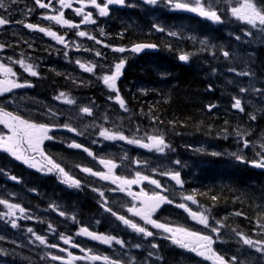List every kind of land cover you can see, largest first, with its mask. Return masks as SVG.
<instances>
[{
    "label": "flooded vegetation",
    "instance_id": "1",
    "mask_svg": "<svg viewBox=\"0 0 264 264\" xmlns=\"http://www.w3.org/2000/svg\"><path fill=\"white\" fill-rule=\"evenodd\" d=\"M4 2L7 6V10L0 9V16L8 18L11 22L7 25L0 26V45H4L3 49L0 50V63H4L13 68L16 76L12 77V79L19 83H26L32 86L16 88L11 92L0 95V109L11 112L13 115H18L30 122L49 125L51 130L48 135H50L52 139L43 141L41 148L46 156L50 157L55 163L60 164L66 172H68L69 168L68 162L71 161L69 156L74 155L76 152L89 156L87 152L83 151V148L76 149L68 147L72 142L79 143L86 147L84 142L85 137L84 134L77 137L74 134H69L63 127H53V121L57 120L63 124L65 120H80L76 110L84 107L86 103L88 105H93V111H95V115L89 119L100 120L98 109L101 92H109L112 94V99L107 100L110 105L112 100L115 99V93L108 89L102 81V77L105 75L101 73L102 68L106 70L105 72L107 74H111L110 69L118 62V59H126L122 75L117 80V88L119 89V93L127 92L131 97H134V95L138 93L148 94L146 99L141 101L132 100V108L135 110L140 109L144 113L143 109L145 111L147 110V107L144 106L154 104L153 98H155L156 94L160 91L159 89L165 88L164 86L169 82V70H173L175 65L181 66V62L178 59L179 54H181L180 37L169 36L166 31H176L182 34V31L185 29L182 25V19H185L186 17L184 16L186 15L182 16L177 10H170L165 4H157L156 6L143 5L139 0H126V4L131 6L110 5L109 14L103 17L99 16L98 9L89 5L84 8V12H91L92 18L96 23L83 24L81 23L83 17L76 15L74 11L75 8L80 7V4L76 3V0H72L73 7L69 9H61L58 0H52V7L48 9L40 8L39 5L35 3V0H16L15 3H12V0H4ZM42 2L48 3V0H42ZM97 2L102 4L104 0H97ZM225 8L226 10L224 12L218 11V14L221 15L222 23L208 21V25L217 27L222 24L221 28L227 30L226 34L224 32H213L211 34L216 38L223 39L224 42H227L228 39L234 41L236 38L235 36L240 37V32L238 30L234 31L232 25H234V23H246L238 20L231 14V7ZM60 10L64 12V19L79 24L80 27L69 28L66 25L57 24L53 20L44 19L45 16L58 15ZM189 17L190 31L191 33H196V21L192 19L196 17L190 15ZM165 18H167L166 21H168L166 27L164 26ZM17 21H23V23H17ZM27 23L56 32L58 35L64 37L65 43L58 42L45 33L39 32L38 29L26 28L24 24ZM153 25L163 27L166 31H157ZM101 29H103V34H101ZM253 30V35L248 36L246 39V42L249 44L252 42L257 43L260 39L257 30ZM78 31H85L88 35L94 36L96 39H88V36L79 37L76 35ZM230 34L232 37H229ZM262 37L264 38V34ZM173 39L176 40V42H174L171 47V41ZM96 40H100L102 43H96ZM138 43L154 44L159 48V51L141 56L134 55L129 51H125L124 53L113 51L115 47L130 49L134 44ZM105 45H110L111 47H105ZM96 52H100L101 55L97 56ZM256 52L257 51L253 54L256 55ZM65 53H67V55H65ZM210 57H212V55H210ZM228 57L233 58L235 54L230 53ZM236 57L238 59L241 55L237 54ZM19 60H24L26 63L32 64L34 70H36L39 75L35 77L31 76L19 63H17ZM77 60L85 65H95L93 73L81 69L76 63ZM165 62L172 63L169 66V70L166 68L168 65H164L165 68L155 67L151 70L152 72L150 71V73H148L147 77L143 68L145 69V67H148L147 65L151 63L158 65V63L163 64ZM221 63L223 65L224 60ZM190 68H194L195 71L197 69L198 73L201 74V80L204 84L208 83L207 80L210 77H208L207 74L209 72H211V77L219 76L217 75L219 68L209 62H196ZM2 78L3 77L0 76V79ZM101 86L105 88L102 89ZM60 92H64L65 95L69 99L74 100L75 103L69 105L62 100L55 99ZM208 99L210 100L211 98ZM70 107L73 108L71 112L69 110ZM49 110L56 113V115H50ZM110 114L113 116L115 112L112 111ZM143 117L145 116H141V118ZM150 121L153 122L152 120ZM1 126L2 132L0 134H10L5 125L1 124ZM80 127H82V125H80ZM260 129L264 130L263 128ZM173 135L174 133L166 131L167 138ZM69 136L73 138V141H69ZM74 138H77V141H75ZM191 145L193 144L182 141L179 145L180 150L183 151ZM89 150L92 153L96 151V149ZM27 155L34 154L28 152ZM139 156L141 157V155ZM36 161L46 163L39 155H36ZM92 161L97 163V166L93 165L91 167L94 172L107 173L106 167L100 163V160L92 158ZM221 162L231 165L228 151L223 152ZM28 169L33 175L35 182L40 187L50 188L52 185L61 184L63 186L64 184L62 183V176L55 171L49 173L46 169L44 171H39L37 168L29 166ZM86 175L91 179V181L87 182L88 188L91 189L92 181L103 183L106 187L113 188V190H115L114 192H119V194L133 200L132 197L127 195V186H125L126 190L121 192L119 191V185L113 184L110 180H103L89 173H86ZM113 175L129 178L134 174H128L127 171L119 165L117 168L113 169ZM77 179L81 184H84L82 178L78 177ZM143 185L144 181L138 185H132L130 190L139 194L141 189L144 191ZM161 192L164 193L163 185L161 188H157V193ZM149 195L152 194L149 193ZM170 205L173 207L174 212L167 214L168 218L166 224L173 228L179 227L180 219H178L175 213V210H180V207H177V200L174 198L173 203ZM94 216L95 215L92 214L88 217ZM162 216L164 215L153 214V219L160 223H164L160 220ZM62 217L64 218L62 224L66 228L63 230V233L68 234L71 231L77 234L78 225L83 215H64ZM112 217L114 219L111 220L108 230L112 232L113 237L124 241L125 246L132 248L130 252H126L123 255L127 260L124 262L121 260V264H142L140 262L136 263L135 261H129L128 258L131 252L141 253L142 258H149L150 264H193V262L189 263L191 259H203L206 260L207 264H211V261H213L211 259H206L207 253L205 256L198 255V249L197 251H192L191 248H181L173 244L172 241L167 238L170 235L169 233H164L160 229H155L151 225H146L140 218L134 222L142 227H146L148 231H152L154 233L152 237H145L143 234L136 233L130 227L117 220L116 217ZM67 219L72 221L71 230H69ZM94 223H96L97 227L101 225V223H97V221ZM113 224L119 226L121 229L120 233H116L117 229ZM125 229L129 237L134 241L124 239ZM88 230L95 232L91 228H88ZM98 233L100 234V232ZM189 240H192V238H189ZM153 243L157 244L159 247L155 249L152 248ZM73 245H78V247H74ZM101 245L108 250L104 253L93 251L94 247ZM136 245H140V247H136ZM53 248L61 254V260H65L66 264V262L71 259L69 253L75 257L99 255L101 257L107 256L109 260H116L114 254L122 247L116 244L115 241H113L110 246L92 240L87 236L77 235L72 242L65 244L62 239L58 247ZM60 249H64L65 251H61ZM81 249H85L86 251H81ZM150 252L153 253V255L150 256ZM221 255L224 256L225 260H228L232 256H237L242 261V264L245 262L244 257L248 256L245 251L242 250L236 254L224 252L221 253ZM143 262L144 264H149L147 261L143 260ZM72 264L102 263H100L99 260L78 259L73 260Z\"/></svg>",
    "mask_w": 264,
    "mask_h": 264
},
{
    "label": "snow or ice",
    "instance_id": "2",
    "mask_svg": "<svg viewBox=\"0 0 264 264\" xmlns=\"http://www.w3.org/2000/svg\"><path fill=\"white\" fill-rule=\"evenodd\" d=\"M16 0H12V3H15ZM165 3L170 10H183L191 13H195L200 17L206 18L214 23H222L221 15L218 14V10L215 9V0H144V3L156 6L158 3ZM35 3L39 5L40 8L48 9L52 7V0H48V3L42 2V0H35ZM58 3L61 9H69L73 7L72 0H58ZM76 3L80 4V7L75 8L74 11L76 15L82 16L83 19L81 23L83 24H95L96 21L92 18L91 12H84V8L94 7L98 9L99 16H107L109 14V6L110 5H120V6H131L126 4V0H104V2L98 3L97 0H76ZM0 9L7 10V6L4 0H0ZM231 14L236 17L238 20L244 21L246 24L250 25L251 28L245 32L246 36H252V29H255L261 33H264V6H258L255 0H243V2H239L238 6L230 8ZM44 19L53 20L57 24L66 25L69 28H79V24H75L67 19H64V12L60 10L58 15H49L45 16ZM11 21L4 17L0 16V26H4L9 24ZM17 23H23V21H17ZM24 26L28 29H38L39 32L45 33L47 36L54 38L60 43H65L64 37L58 35L56 32L51 31L50 29H46L44 27H38L37 25H33L31 23L24 24ZM153 27L160 32H165L166 29L160 27L158 25H153ZM101 34H103V29H101ZM172 37H180L181 34L176 31H169L167 33ZM79 37L88 36V39H96L94 36L88 35L85 31H78L76 33ZM237 40L240 39L239 36L236 37ZM96 43H102L100 40H96ZM200 43L202 45H206V40H201ZM4 45H0V50H2ZM105 47H111L110 45H105ZM157 46L154 44H146V43H138L134 44L130 49H126L124 47H115L113 51L124 53L125 51H130L131 53H141L146 49H155ZM67 55V53H65ZM97 56H100V52H96ZM192 53H181L178 56V59L182 62L189 61ZM223 56L227 58L229 53L227 51L223 52ZM21 65L22 68L26 72H28L31 76H38L39 73L34 70L33 65L26 63L24 60L17 61ZM76 63L86 72L93 73L95 65H85L81 63L79 60ZM126 64L125 58H119L118 62H116L112 69H110L111 74H105L102 77V81L104 85L108 87L112 92L115 93V100L119 103L121 109L127 111L125 100L119 95V89L117 88V80L122 75V70L124 69ZM230 71H235L234 69H230ZM59 74V73H58ZM239 75H249V73H238ZM0 76L3 78L0 79V95L3 93L11 92L13 89L21 88V87H31L30 84H22L12 79V77L16 76V73L13 71V68L7 66L4 63H0ZM256 92H264L262 89H253ZM241 92H246L247 89L241 88ZM57 100H62L64 103L69 105L74 104L75 101L69 99L64 92H60L58 96L55 97ZM109 99H112L110 96ZM234 103L232 104L233 109H237L240 112L244 111V107L242 106L241 99L233 97ZM215 107V105H209L208 110ZM80 112L92 115V107H82L80 108ZM49 114L55 116L56 113L49 110ZM250 119L255 120V115H250ZM155 122V121H154ZM0 124L5 125L8 128L10 134H0V149L9 153L16 160L22 161L24 164H27L29 167L37 168L39 171H44L46 169L47 172H57L62 176V183L67 184L69 187H80V181L70 176L60 164L55 163L50 157L46 156L43 152L41 145L45 140H51L52 137L48 135L51 130V127L46 124H37L34 122H30L26 119L21 118L18 115H13L11 112H7L4 109H0ZM63 127L67 128L70 132H75L77 135H83L82 132H78L76 128L71 127L69 124L63 125ZM238 138H242V134L240 132L236 133ZM99 136L107 141H126L129 144H135L142 148L148 149L149 151H155L157 153L163 154L166 149L170 146L165 142L163 135H148L147 143H144L141 139L132 138L129 139L123 133L120 132H111L108 129H104L101 127L99 131ZM95 143V141H93ZM243 147L248 148L250 144L247 140H242ZM70 148L81 149L87 152L89 156H93L94 154L83 145L72 142L68 145ZM28 152L33 153L34 155H27ZM36 155H39L43 161L46 163H41L40 161H36ZM213 155H217V153H213ZM232 155L241 162L250 163L252 166L257 168L264 169V143L259 145V150L256 152V156L258 159H254L251 161H245L244 157L238 153H232ZM100 163L103 164L107 168V173L102 172H94L91 168L84 167L81 170L85 173H89L93 176H98L103 180H111L113 184L119 185V191L124 192L126 190L125 186H127V195L132 197L134 201L139 202V207L134 203L132 207L128 208L127 211L134 216L139 217L144 221L146 225H151L155 229H160L164 233H169L170 235L167 237L172 241L173 244L180 246L181 248H191L192 251H197V248L202 249L198 252V255L205 256L207 253L206 259L213 260V264H242V261L237 256H232L228 260H225L224 256L219 255L214 251L212 245L215 243L213 237L211 235H203L197 232H191L188 229L182 227L169 226L164 223H160L157 220L153 219V214L161 207L162 204L165 203H173L168 197L164 195H160L159 193H153L149 195L141 189L139 194L132 192L131 186L138 185L142 181H148L149 183L155 185L157 188H161L159 182L155 179H150L147 175H141L139 171L136 172L135 178L127 179L120 176L113 175V169L117 167V165L112 160L101 159ZM139 165L140 161H136ZM176 164H179L180 161H175ZM163 175L170 176L171 180L175 181L176 185H182V180L180 176V172H172L168 171L162 173ZM12 180L16 181L17 177H10ZM101 197L104 196L103 192L99 193ZM186 201H191L193 204L197 203L194 195H186L183 197ZM212 199H216L215 196ZM0 204L5 205L9 211L7 213L0 214V216L6 215L8 217H14L16 215V211L18 210L22 215L25 212V209L21 207L19 204L9 203L7 200L0 199ZM107 201L105 200L101 207H104V210L110 213L112 216L116 217L117 220L121 221L124 225L130 227L136 233L143 234L145 237H152L154 233L152 231H148L146 227H142L131 219L126 218L124 215H118L116 211H113L112 208L106 207ZM177 207L183 208L185 211L189 213V215L197 220L199 224L205 226V228H210V231L217 234V239H219L220 229L225 227V224L222 221H217L218 227H212L209 224V216L204 212H196L192 211L187 207L186 204L181 203L178 204ZM59 215L64 216L65 213L63 211L59 212ZM240 215V213H237ZM30 218V217H29ZM11 227L16 228L18 225L15 220H10ZM99 223V221H97ZM52 226L49 225V228ZM27 231L32 233L36 240L40 242V244H45V237L37 235L33 232L32 228H28ZM233 231H235L233 229ZM78 235H84L92 240L99 241L104 244H108L111 246L112 242L115 241L116 244L121 245V247L125 246V242L117 239L113 236H106L103 234H97L95 232L89 231L86 227H81ZM236 235L240 236L244 245H247L249 249H254L256 252L264 255V242L262 241H254L253 239L246 237L244 234L240 232H236ZM192 238V240H189ZM4 239V237L0 236V240ZM61 239L64 240L65 244L71 242L70 238H65L63 234H61ZM194 240V246H192V241ZM31 242V241H30ZM74 247H78V245H73ZM50 247H58V245H50ZM136 247H140V245H136ZM159 246L155 243L152 244V248H158ZM61 251H65L64 249H60ZM81 251H86L85 249H81ZM90 251V250H87ZM149 255H153V253H149ZM71 257L70 260L66 262V264H72L73 260L78 259H91L93 261L103 260L105 264H121L119 260H109V257H101L99 255H86L84 257H75L69 253ZM53 260H61L62 257L53 255L51 257Z\"/></svg>",
    "mask_w": 264,
    "mask_h": 264
},
{
    "label": "trees",
    "instance_id": "3",
    "mask_svg": "<svg viewBox=\"0 0 264 264\" xmlns=\"http://www.w3.org/2000/svg\"><path fill=\"white\" fill-rule=\"evenodd\" d=\"M196 47L197 44L196 51H203ZM165 63H158V65L151 63L143 70L148 77V73L155 67L168 65L166 68L169 70L172 63ZM196 71L194 68L178 65H175L173 70L170 69L169 82L156 94L157 102L144 106L147 107L146 111L143 109V115L149 114L153 122L139 120L134 126V128L145 127L147 130V126H152L154 123L153 126L174 133L173 136H168L170 138H168L169 153H182L179 146L182 141L190 144L224 141L223 138L214 139L216 134L228 133L233 127V122L218 121L225 116L219 115L215 119L206 112L207 102L216 100L219 95L222 96L225 84L219 83L221 86L212 83L204 84L201 74ZM207 76L211 77V72ZM210 87H212L211 90H215L213 93L209 91ZM123 125L125 131H129L126 120ZM253 125L254 122H251L252 127ZM260 128L264 129V123L260 125ZM221 141H218L219 144L225 145ZM230 160L231 165H227L221 162V157L207 155L193 157L191 164L185 170L188 177L186 188L193 192L202 212L209 218L225 224L223 229H239L264 241V175L233 159ZM1 165L4 166V170L0 167V190L13 185L3 180L2 171L17 177L19 183L9 189L10 196L7 195V198L27 211L46 212L52 206V208H59L60 211L82 214L83 217H88L91 213H100L98 206L93 202V199H96L95 196L74 190H64L60 185H52L50 188L35 186L33 175L24 169H12L16 164L8 156L3 157V161L0 160ZM32 191H35L37 195L32 196ZM213 196L216 197L215 200L212 199ZM83 221L87 222L88 218ZM10 263L44 264V261H40L35 256L32 259L13 258Z\"/></svg>",
    "mask_w": 264,
    "mask_h": 264
},
{
    "label": "rangeland",
    "instance_id": "4",
    "mask_svg": "<svg viewBox=\"0 0 264 264\" xmlns=\"http://www.w3.org/2000/svg\"><path fill=\"white\" fill-rule=\"evenodd\" d=\"M236 1L238 2V0H215V3L219 4V5L231 4V7H234V4H236V6L238 5V3H236ZM239 2H243V0H239ZM249 29L250 28H247L243 25V30L240 31V33H241L240 35H241V37H243V36L245 37V41L248 37L245 35V32H247ZM252 32H254L253 29H252ZM241 88H244V87H241ZM244 89H247V86ZM251 89H252V87L248 88V90H251ZM239 93H241V91H239ZM247 93L248 92H245V94H247ZM157 99H158V96L156 95L155 98H153V101L157 102ZM253 102H254V109H257L258 108L257 100H253ZM146 103H148V102H146ZM137 114L140 117L143 116V112L140 109H138ZM145 119L148 120L146 118V116H145ZM148 122L150 123L151 121L148 120ZM105 125H107V123ZM112 128L116 131V125H114V124L112 125L111 132H113ZM93 132H95V131H93ZM94 136L97 139L96 134ZM98 137H100L99 133H98ZM100 138L104 142V144L102 146L96 148L94 156L96 158H98V160L105 159V160H112L114 163L116 162L117 165L122 166V168L125 169L128 174L133 173L135 175L137 171H139L141 174H149V173L154 172L155 167H153L152 164H156V162H155L156 159H158V162H159L158 164H156V166L161 168V169H164L165 172H167V169H165V168L173 169V170H175V169L180 170L181 169L182 165L180 163L179 164L175 163V161H177V160H171L170 158L166 159V158H164L165 155H163L161 153H157V152L154 153L155 152L154 150L149 151L148 149L142 148L138 145L129 144L126 141H119V140L115 141L116 145H113V141L104 140L102 137H100ZM143 142L147 143L145 141H143ZM0 150H1V152H3L2 149H0ZM139 155H141V157ZM136 161H140L141 164L138 165L136 163ZM90 162L92 163V161H90ZM160 164L163 165L164 168ZM25 165L28 166L27 164H25ZM160 175L163 176L162 173H160ZM165 185L167 187L170 186V183L168 181H166V179H165ZM172 190L174 191L175 196L177 197V193H176L177 189L175 190L172 187ZM104 192H106V190L103 191V193ZM183 197L184 196L182 195L181 196L182 203H184ZM4 200H6V199H4ZM7 201L9 203H12L9 200H7ZM131 205H133V204H131ZM188 208H190V207L188 206ZM0 210H1L0 214L7 213L9 211V209L3 204H2ZM192 211H197L195 206L192 207ZM59 212H60L59 208H51L48 215L52 218L60 217L59 222H62L63 217L61 215H59ZM23 215L27 216V214H23ZM127 215H129V217L134 221H136L139 218L137 216L132 215L128 211H127ZM38 217L39 216H34L32 219H28V220H33L34 223H30L29 221L26 222L25 220L21 219L22 214L18 210L16 211V215L14 217H8L6 215L0 216V219L6 223H10V220H15L17 225H19V222L24 223V227H21L20 230L17 228H13L14 229L13 236H17V239L10 241L6 238V236H2V237H4V239H2V240L4 242H6V245H0V264H11L10 260L13 258H21V259L22 258H32L34 256L33 254H35V253L39 254V252L43 253L44 251H45L44 254H47L46 257H49L50 255L53 256V254L49 255V253L52 250L50 247V245H52V243H50L49 240L54 235L51 234V232H48V236L45 234H41L40 236L45 237L46 243L40 244V242L35 239V237L32 235V233H29L26 229V227H30L33 229V226L31 224L36 226L37 222H38V219H36V218H38ZM18 220H20V221L18 222ZM192 221H193V224L199 230L206 229L205 226L199 224L197 220L193 219ZM54 242H56V239L54 240ZM40 248L43 249L44 251H42Z\"/></svg>",
    "mask_w": 264,
    "mask_h": 264
},
{
    "label": "bare ground",
    "instance_id": "5",
    "mask_svg": "<svg viewBox=\"0 0 264 264\" xmlns=\"http://www.w3.org/2000/svg\"><path fill=\"white\" fill-rule=\"evenodd\" d=\"M146 118H147L148 120H152V118L150 117L149 114H146ZM143 120H146L145 117H143ZM8 238H9L10 241L16 239V237L13 236V234H10Z\"/></svg>",
    "mask_w": 264,
    "mask_h": 264
},
{
    "label": "water",
    "instance_id": "6",
    "mask_svg": "<svg viewBox=\"0 0 264 264\" xmlns=\"http://www.w3.org/2000/svg\"><path fill=\"white\" fill-rule=\"evenodd\" d=\"M147 51H148V49H146V50L142 51L141 53H144V52H147ZM263 170H264V169H263ZM162 205H163V204H162ZM162 205H161V206H162Z\"/></svg>",
    "mask_w": 264,
    "mask_h": 264
}]
</instances>
